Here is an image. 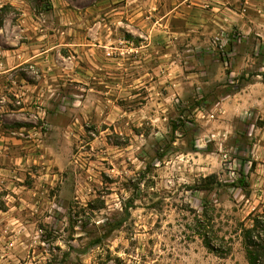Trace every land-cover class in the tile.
<instances>
[{"label":"rangeland","instance_id":"obj_1","mask_svg":"<svg viewBox=\"0 0 264 264\" xmlns=\"http://www.w3.org/2000/svg\"><path fill=\"white\" fill-rule=\"evenodd\" d=\"M97 1L49 0L46 8L44 1L0 0L1 71L11 69L1 89L15 78H41L46 91L44 103L22 106L14 122L0 102V165L1 129L21 128V185L53 181L52 204L23 234L25 245L1 248V264H247L233 231L264 209V12L256 31L194 50L189 36H174L178 0H134L159 3L170 18L163 47L179 57L182 80L172 86L125 65L88 63L83 71L85 45L108 58L93 41ZM34 55L49 60L48 74L25 62ZM100 97L107 99L102 108ZM210 175L217 184L203 182ZM199 232L215 235L223 255L208 250Z\"/></svg>","mask_w":264,"mask_h":264},{"label":"crops","instance_id":"obj_2","mask_svg":"<svg viewBox=\"0 0 264 264\" xmlns=\"http://www.w3.org/2000/svg\"><path fill=\"white\" fill-rule=\"evenodd\" d=\"M159 6L160 4L155 2L138 1L136 3L134 0H100L95 2L92 35L93 41L98 42V45L94 44V46L107 49L106 56L108 58L99 56L95 50L88 49L85 45L83 54L79 56L85 64L83 71H86V66L89 67L88 63L99 69L108 66L111 70H118L119 67L122 68L125 65L130 68L129 70L136 69L142 75H149L150 72L163 75L161 80H173L171 85L179 86L182 80L175 75L176 68L180 67L181 63L177 59L179 57H167L163 47L166 39L162 29L163 26H167V21L170 18L167 14L161 15L162 10L159 11ZM263 6L264 0H178L172 11L174 12L173 17L178 18L175 20H179L177 21L179 28L174 29V36L178 32L180 41L183 39L187 41L186 38L189 36L191 44L195 46L194 50H197L199 46L202 47L204 42L226 41L231 35L235 38L234 33L236 32L241 35L248 34L252 30L256 31V28L262 24ZM107 7L110 10L109 18L105 20L102 14ZM86 22L85 28L89 25V22L88 24ZM87 29L89 30V28ZM191 50L193 49L190 48L187 52ZM40 58L39 55L27 56L25 62L34 61L35 64L41 65L38 67L40 69L36 70H41L44 76V74H48L46 70H50L49 60L46 58V62H44ZM19 66L15 65L14 68ZM10 70L1 71L0 57L1 109L5 117H9L14 122L19 117L22 106L31 103L38 105L44 103L46 91L41 78L33 84L22 78H15L9 84H4L1 89V75L7 74ZM169 88L166 89L169 90ZM110 90H114V83L110 84ZM229 97L240 98L241 94L239 92ZM158 99L161 100V97ZM98 101L99 107L102 108L107 99L100 97ZM15 104L21 107L17 108ZM108 118L113 121L116 116L110 115ZM70 127H68L69 131ZM20 129L18 128V130ZM18 130L14 126L10 130L1 129L0 264L1 260H4V257L1 259V248L10 250L19 243L25 245L23 234L27 231L32 234V230L36 226L38 212H41L43 205L48 208L47 206L52 204V200L47 194L48 182L53 184L52 180L39 177L37 178L39 186L32 190L25 188L20 183L19 171L22 165H17L20 159L15 156L20 144V141L15 137ZM39 133L41 134V132L36 134ZM35 148L37 147L35 146Z\"/></svg>","mask_w":264,"mask_h":264},{"label":"trees","instance_id":"obj_3","mask_svg":"<svg viewBox=\"0 0 264 264\" xmlns=\"http://www.w3.org/2000/svg\"><path fill=\"white\" fill-rule=\"evenodd\" d=\"M35 2L44 1L47 5L46 8H50L49 0H33ZM253 164V163H251ZM254 166V165H251ZM205 183L214 184L215 176L210 175L203 179ZM217 184V183H216ZM238 185L245 188L244 177L238 180ZM206 190V189H201ZM201 224V220H197V225ZM234 234H236L241 240V246L244 251V256L247 264H264V209L261 211L253 210L248 214L245 220L238 222L234 229ZM203 241L204 246L216 253L221 254V248L217 247L216 241L217 237L212 235L209 237L207 234L198 233ZM215 240V242H214ZM214 242V243H213ZM231 251L230 247L225 251L228 254Z\"/></svg>","mask_w":264,"mask_h":264},{"label":"built area","instance_id":"obj_4","mask_svg":"<svg viewBox=\"0 0 264 264\" xmlns=\"http://www.w3.org/2000/svg\"><path fill=\"white\" fill-rule=\"evenodd\" d=\"M237 36L235 35V38H236ZM239 37V36H238Z\"/></svg>","mask_w":264,"mask_h":264}]
</instances>
